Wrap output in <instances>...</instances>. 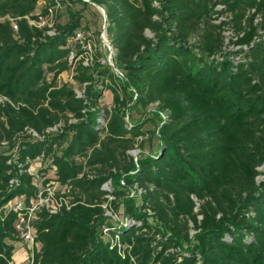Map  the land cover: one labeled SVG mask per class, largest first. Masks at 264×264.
I'll return each mask as SVG.
<instances>
[{
    "label": "trees",
    "instance_id": "16d2710c",
    "mask_svg": "<svg viewBox=\"0 0 264 264\" xmlns=\"http://www.w3.org/2000/svg\"><path fill=\"white\" fill-rule=\"evenodd\" d=\"M86 1L0 0V264H14L19 215L51 181L67 206L36 212L30 264H264V0ZM72 3L103 9L121 80L98 56L72 64L86 52ZM69 69L81 95L57 85ZM98 85L112 95L103 124ZM133 97L165 115L151 153L126 119ZM36 161L53 174L38 184ZM103 204L127 222L106 227Z\"/></svg>",
    "mask_w": 264,
    "mask_h": 264
},
{
    "label": "rangeland",
    "instance_id": "374dc122",
    "mask_svg": "<svg viewBox=\"0 0 264 264\" xmlns=\"http://www.w3.org/2000/svg\"><path fill=\"white\" fill-rule=\"evenodd\" d=\"M57 2H60L61 0H55ZM83 1V0H82ZM70 8L72 11H80L81 12V26L85 28V30H81V33L84 35V38L88 40L87 46H86V53L82 57H74V54L70 55V60L72 64L74 62H81L80 64L85 68L92 67L94 56H98V62L101 65H107L110 67V64H113V57H114V51L110 45L109 35L107 32V23L106 19L104 17V11L101 7L98 6H92L88 5L86 7H83L82 5H79L77 3L70 4ZM40 8V6H39ZM37 9V11L39 10ZM69 20L68 15V9L67 6L60 4L59 9L57 11V24L63 25L67 23ZM53 24L51 23H44V25H38V27L47 26L51 31L53 30ZM51 35H53V31L50 32ZM147 35H149L147 33ZM224 35L227 37L226 43L228 46L229 38L231 36V31H225ZM231 46H228V49H230ZM91 58V60H89ZM114 74L116 75L118 80L122 79L121 72L113 69ZM73 69H69L63 74H60L57 77V85L66 84L68 86H71L73 91L77 95L82 94V90L79 85L73 80ZM51 78V75H47V79L49 80ZM98 89H100V99L98 101V109H99V123L103 124L102 119V112L104 108L110 110L112 107V95L109 91L105 90L101 85L97 86ZM135 97H133L132 102L129 105V108L126 112V119L131 124H140L142 130L145 132V136L143 137L144 140V152H152L156 146V138H155V132L158 126L161 123V119L164 117V113L158 112L155 105H151L146 108H142L135 104ZM24 139L23 137L21 138ZM19 140H16L15 146L12 149L11 152L15 151L16 146L19 144ZM4 146H0V150H3ZM139 150L135 149L133 151H130L129 154L136 160L139 157L138 154ZM47 162H44L42 165L47 166ZM41 167L40 162L36 161L33 163L30 167V172L35 176L37 184L40 182L41 178H51L53 174L51 172H48L46 174H39L38 170ZM264 170V168H262ZM43 175V176H42ZM260 179V177L258 178ZM111 187L113 188V185L109 183L106 186V190H110ZM116 188L119 190H122L127 197L132 199L134 206L139 207L140 206V199H139V191L135 190L134 187L124 189L122 187V181H120V185H118ZM108 200H113L112 197H108ZM104 212H105V225L106 227L111 228H117L118 226L125 223V220H127L123 206L119 205L116 207V209L112 208L109 204H103ZM102 234L104 235V238H106L105 231L102 229ZM11 244L14 247L13 250V256H14V264H28L29 257L31 256V252L34 246L31 244L25 243L21 237L19 236L18 240L16 242H11Z\"/></svg>",
    "mask_w": 264,
    "mask_h": 264
},
{
    "label": "built area",
    "instance_id": "2783aa9c",
    "mask_svg": "<svg viewBox=\"0 0 264 264\" xmlns=\"http://www.w3.org/2000/svg\"><path fill=\"white\" fill-rule=\"evenodd\" d=\"M84 2H87L86 0H83ZM44 23H46L44 20L42 22H40L38 25H44ZM32 25H34V23L31 22ZM15 28V27H14ZM53 31V30H52ZM51 30L48 32L49 35H51L50 32H52ZM54 34V32L52 33ZM88 40L84 38V35L81 32H77L75 35V41L79 42L80 44H83V49L86 50V46ZM86 53V52H85ZM89 60H91V58H89ZM110 67L113 68V64H110ZM114 69V68H113ZM122 76V74H121ZM165 118V115L162 119ZM32 136H35L34 133H30ZM30 172V170H29ZM31 173V172H30ZM110 182L105 183L102 186V189L106 190V186L109 184ZM58 185L51 181L49 182L46 186L44 191L39 192L36 199L32 200L30 202L29 207L27 208L26 214L24 215H19V221L16 225V229L21 237V239L27 243V244H31L32 246L36 247L37 245L34 243L35 240V229L32 226L31 222L36 218V212L44 209L46 210L49 214H55L63 205L67 206V199L63 198L62 195L64 194L63 191L60 192V195L56 194V191L58 190ZM109 191V190H106ZM110 197V196H108ZM23 200L22 198L14 201V203L11 205H9L11 208L14 207L16 210H19L21 208H23ZM103 207V206H102ZM106 212V211H105ZM106 214H108L106 212ZM105 214V215H106ZM125 222H127V220H125ZM105 231V233L107 232V229H103ZM31 257V256H30ZM29 257V258H30ZM28 264H30V260L28 261Z\"/></svg>",
    "mask_w": 264,
    "mask_h": 264
},
{
    "label": "crops",
    "instance_id": "0c3cea01",
    "mask_svg": "<svg viewBox=\"0 0 264 264\" xmlns=\"http://www.w3.org/2000/svg\"><path fill=\"white\" fill-rule=\"evenodd\" d=\"M35 248L38 250L39 249V246L37 245ZM12 259L14 261V256L12 257Z\"/></svg>",
    "mask_w": 264,
    "mask_h": 264
},
{
    "label": "water",
    "instance_id": "95a60500",
    "mask_svg": "<svg viewBox=\"0 0 264 264\" xmlns=\"http://www.w3.org/2000/svg\"><path fill=\"white\" fill-rule=\"evenodd\" d=\"M104 17H105V14H104Z\"/></svg>",
    "mask_w": 264,
    "mask_h": 264
}]
</instances>
